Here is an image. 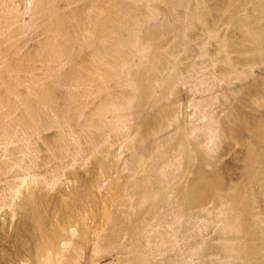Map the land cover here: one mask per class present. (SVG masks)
Listing matches in <instances>:
<instances>
[{
    "label": "rangeland",
    "instance_id": "1",
    "mask_svg": "<svg viewBox=\"0 0 264 264\" xmlns=\"http://www.w3.org/2000/svg\"><path fill=\"white\" fill-rule=\"evenodd\" d=\"M46 261L264 264V0H0V264Z\"/></svg>",
    "mask_w": 264,
    "mask_h": 264
},
{
    "label": "bare ground",
    "instance_id": "2",
    "mask_svg": "<svg viewBox=\"0 0 264 264\" xmlns=\"http://www.w3.org/2000/svg\"><path fill=\"white\" fill-rule=\"evenodd\" d=\"M230 215V214H229ZM235 215V214H234ZM62 227V226H61ZM63 229V228H62ZM61 231V230H60ZM62 233V232H61ZM42 239V238H41ZM43 241V240H42ZM45 244V243H44ZM54 245V244H53ZM50 246V245H49ZM52 246V245H51ZM41 247V246H40ZM47 247V246H46ZM54 247H57V246H55L54 245ZM59 247V246H58ZM51 248H53V247H51ZM61 248V247H60ZM46 249V248H45ZM47 250V249H46ZM54 250H55V248H54ZM47 251H49V250H47ZM50 251L52 252L51 254H53L54 252H53V250H51L50 249ZM57 251V250H56ZM48 253V252H47ZM58 253V252H57ZM44 254V253H43ZM54 255V254H53ZM55 255H57V254H55ZM16 256V255H15ZM37 256V255H36ZM52 256V255H51ZM20 257V256H19ZM46 257V256H45ZM57 257V256H56ZM17 258H18V256H17ZM41 259H42V257H40ZM48 258V257H47ZM51 258H54L53 256L51 257ZM18 259H21V258H18ZM49 259H50V257H49ZM47 260V259H46ZM49 261V260H48ZM46 261L48 264H49V262H51V261ZM53 261V260H52ZM20 262V261H19ZM37 262H38V260H37ZM21 263V262H20ZM17 264V263H16ZM40 264V263H39ZM51 264V263H50Z\"/></svg>",
    "mask_w": 264,
    "mask_h": 264
}]
</instances>
